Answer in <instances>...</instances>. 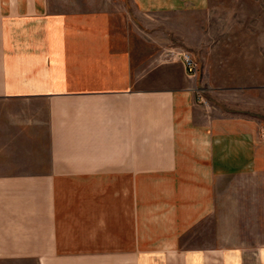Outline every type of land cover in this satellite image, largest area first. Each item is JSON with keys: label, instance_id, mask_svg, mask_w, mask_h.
Masks as SVG:
<instances>
[{"label": "crops", "instance_id": "crops-1", "mask_svg": "<svg viewBox=\"0 0 264 264\" xmlns=\"http://www.w3.org/2000/svg\"><path fill=\"white\" fill-rule=\"evenodd\" d=\"M109 1L0 0V264H264V86L215 112Z\"/></svg>", "mask_w": 264, "mask_h": 264}, {"label": "rangeland", "instance_id": "rangeland-1", "mask_svg": "<svg viewBox=\"0 0 264 264\" xmlns=\"http://www.w3.org/2000/svg\"><path fill=\"white\" fill-rule=\"evenodd\" d=\"M103 7L123 17L136 57L189 54L215 112L254 114V89L264 86V0H209L205 12L185 14L139 13L131 0Z\"/></svg>", "mask_w": 264, "mask_h": 264}, {"label": "built area", "instance_id": "built-area-1", "mask_svg": "<svg viewBox=\"0 0 264 264\" xmlns=\"http://www.w3.org/2000/svg\"><path fill=\"white\" fill-rule=\"evenodd\" d=\"M181 57V62L184 64L187 73L189 75H193L194 73H196V62L193 61L194 59L189 55V54H180ZM187 74V75H188Z\"/></svg>", "mask_w": 264, "mask_h": 264}]
</instances>
